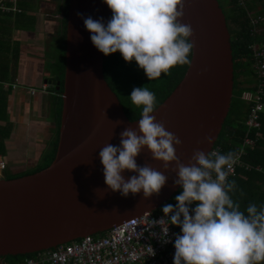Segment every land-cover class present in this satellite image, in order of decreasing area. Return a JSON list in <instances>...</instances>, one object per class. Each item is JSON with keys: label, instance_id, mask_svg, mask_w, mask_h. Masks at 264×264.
Segmentation results:
<instances>
[{"label": "water", "instance_id": "1", "mask_svg": "<svg viewBox=\"0 0 264 264\" xmlns=\"http://www.w3.org/2000/svg\"><path fill=\"white\" fill-rule=\"evenodd\" d=\"M182 23L190 25L193 57L182 82L154 113L182 141L178 158L188 164L195 150L218 145L230 113L235 65L226 17L217 0H182ZM83 14L111 18L102 0H69L66 76L58 151L41 172L0 178V258L53 251L88 237H99L131 218L156 213L180 191L175 173L165 172L145 150L140 165L168 175L159 195L123 198L108 192L99 158L107 143L119 145L120 133L136 127L105 79L104 54L91 42ZM60 91L62 82H48ZM116 121H123L118 126ZM211 136L212 144L206 137ZM133 173L125 172V177ZM100 188L95 192V189ZM104 197V198H103Z\"/></svg>", "mask_w": 264, "mask_h": 264}, {"label": "clouds", "instance_id": "2", "mask_svg": "<svg viewBox=\"0 0 264 264\" xmlns=\"http://www.w3.org/2000/svg\"><path fill=\"white\" fill-rule=\"evenodd\" d=\"M102 2L112 12L107 21L78 15L92 44L105 56L119 53L126 62H135L150 81L170 75L175 66L191 63L193 30L182 23V0ZM129 97L141 109L136 127L120 133L119 145L109 142L99 151L108 190L104 197L109 191L123 198L142 193L144 199H151L160 194L169 176L150 164H138L137 158L147 150L153 160L163 163L165 172L175 173L174 185L180 188L175 204L163 205L164 216L154 221H168L180 229L174 241L169 228L162 229L163 242L174 244L173 264H264V204L242 208L233 198L237 185L228 179L238 153L197 149L185 164L177 155L182 141L154 115L155 93L145 86L135 87ZM206 141L213 143L210 135ZM126 171L133 174L126 178Z\"/></svg>", "mask_w": 264, "mask_h": 264}, {"label": "trees", "instance_id": "3", "mask_svg": "<svg viewBox=\"0 0 264 264\" xmlns=\"http://www.w3.org/2000/svg\"><path fill=\"white\" fill-rule=\"evenodd\" d=\"M226 17L228 30L230 33L233 65H235V87L234 97L230 113L224 124L218 145L223 148V152L238 151L242 147L245 137L248 132L246 119L250 112V104L242 98L244 92L252 90L256 80L253 71V49L251 45L255 38L251 34V25L248 19L247 11L238 7L237 0H217ZM7 5L12 6L13 3L7 0ZM17 9L0 12V80L7 82L12 73L10 68L12 61H17L20 57V44L14 46L11 42L10 31L5 28L9 27L6 22L12 21L11 26H21L26 29L31 23V0H17ZM249 10H254V7L247 4ZM69 14V0H65L64 9V28L63 37L61 38L62 50L58 61L56 62L57 72L60 75L62 86L60 93L64 95V82L66 76V40H67V21ZM7 19V20H6ZM259 42L264 44V34L259 36ZM14 46V47H13ZM193 50L190 54L192 61ZM191 64V63H190ZM190 64L178 65L170 70V75L162 74L161 78L150 81L144 71L138 67L135 62H126L119 53L110 56L104 55V74L105 79L114 93L119 97L127 115L131 120L140 118L141 109L134 106L130 101V94L135 87H147L153 91L157 97L158 106L163 103L170 94L175 90L180 82L183 81L190 67ZM63 99L59 107L58 123L59 130L56 141L52 150L47 154L45 162L37 169L23 173L21 175H12L7 178H16L42 171L48 168L56 158L60 137V126L62 119ZM262 127L259 130L260 135L256 131L252 133V137L257 140L254 148L248 150V154L244 157V162L253 167L251 171L245 168L239 169L237 175L232 178L237 188L233 198L241 204V207H246L249 203L257 205L264 204V113L261 116ZM6 126L0 127V151L2 142L8 133L5 130ZM261 167V171L257 168ZM180 192V191H179ZM179 192L177 194H179ZM176 194V195H177ZM175 195V196H176ZM174 196V197H175ZM174 197L169 202L175 204ZM168 203V204H169ZM162 212V209L156 214ZM180 230V229H179ZM105 236V235H104ZM101 237V236H99ZM36 255H26L20 257L4 258L8 264H16L25 258H35Z\"/></svg>", "mask_w": 264, "mask_h": 264}, {"label": "crops", "instance_id": "4", "mask_svg": "<svg viewBox=\"0 0 264 264\" xmlns=\"http://www.w3.org/2000/svg\"><path fill=\"white\" fill-rule=\"evenodd\" d=\"M247 3L254 7L255 13L264 14V0ZM30 6L29 28L17 24L10 27L14 19L6 22L11 42L14 46L20 44V57L11 62L9 80H0V127L6 126L8 132L0 151V160L7 162V168L0 170V176H14L41 167L59 130L63 95L48 82H61L56 62L62 50L65 0H31ZM14 83H21V87L14 89L11 86ZM45 85L48 88L43 91ZM32 90L42 91L34 95Z\"/></svg>", "mask_w": 264, "mask_h": 264}, {"label": "built area", "instance_id": "5", "mask_svg": "<svg viewBox=\"0 0 264 264\" xmlns=\"http://www.w3.org/2000/svg\"><path fill=\"white\" fill-rule=\"evenodd\" d=\"M12 6L7 5V0H0V12L17 9V0H9ZM237 5L245 9L251 25V34L255 41L251 45L253 49V71L256 83L252 90L243 93L242 98L250 106V112L246 119L248 132L242 147L237 151L238 162L234 165L228 179L237 175L239 169L248 171L252 166L244 162L248 150L255 147L257 140L252 137L262 127L261 116L264 113V44L257 39L264 34V14H257L247 7V0H237ZM14 89L20 88L21 83L11 85ZM48 86H43V91ZM36 95L42 90H32ZM213 150L223 152L221 146H215ZM224 153V152H223ZM7 168V162L0 160V170ZM261 171V167L257 168ZM3 177V176H0ZM164 216L163 212L145 213L141 216L124 221L122 225L114 228L105 236L88 237L73 244L59 247L53 251L39 253L35 258H25L16 264H173L174 244L164 243L162 229L169 228V238L174 241L175 234L180 232L176 226H170V222L156 224L154 221ZM170 226V227H169ZM0 264H8L4 258H0Z\"/></svg>", "mask_w": 264, "mask_h": 264}, {"label": "rangeland", "instance_id": "6", "mask_svg": "<svg viewBox=\"0 0 264 264\" xmlns=\"http://www.w3.org/2000/svg\"><path fill=\"white\" fill-rule=\"evenodd\" d=\"M238 7H239V6H238ZM21 174H23V173H21ZM21 174H17V175H21ZM161 209H162V208H161ZM161 209H160V210H161ZM157 212H158V211H157Z\"/></svg>", "mask_w": 264, "mask_h": 264}, {"label": "flooded vegetation", "instance_id": "7", "mask_svg": "<svg viewBox=\"0 0 264 264\" xmlns=\"http://www.w3.org/2000/svg\"><path fill=\"white\" fill-rule=\"evenodd\" d=\"M5 177H8V175H5Z\"/></svg>", "mask_w": 264, "mask_h": 264}]
</instances>
